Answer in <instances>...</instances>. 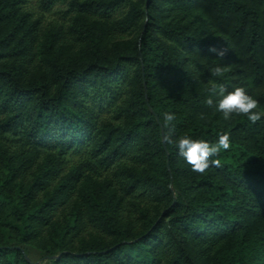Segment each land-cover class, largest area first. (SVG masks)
<instances>
[{
    "label": "trees",
    "instance_id": "1",
    "mask_svg": "<svg viewBox=\"0 0 264 264\" xmlns=\"http://www.w3.org/2000/svg\"><path fill=\"white\" fill-rule=\"evenodd\" d=\"M35 1L0 0V264H264V116L210 91L264 110V0Z\"/></svg>",
    "mask_w": 264,
    "mask_h": 264
},
{
    "label": "clouds",
    "instance_id": "2",
    "mask_svg": "<svg viewBox=\"0 0 264 264\" xmlns=\"http://www.w3.org/2000/svg\"><path fill=\"white\" fill-rule=\"evenodd\" d=\"M212 52L217 54V58H224L227 49L212 48ZM228 71L227 67L217 65L212 69L214 76H223ZM211 93L218 97L215 102L216 110L223 114L225 120L232 118L233 114L243 115L255 124L264 116V110L257 111L259 101L247 93L243 87H235L232 90L226 89L222 84H213ZM206 103L211 107L213 99L209 97ZM175 119L174 113L166 112L163 117V140L166 144H174L178 147L179 154L184 157L186 162L191 165L192 171L205 173L210 166H220L219 159H212L220 154L222 150L227 151L231 147L229 134L222 133L215 143H210L204 139H193L190 136H181L178 140L173 138L175 125L172 123Z\"/></svg>",
    "mask_w": 264,
    "mask_h": 264
},
{
    "label": "rangeland",
    "instance_id": "3",
    "mask_svg": "<svg viewBox=\"0 0 264 264\" xmlns=\"http://www.w3.org/2000/svg\"><path fill=\"white\" fill-rule=\"evenodd\" d=\"M31 2H32V4L31 5H34V7L36 6V1L35 0H31ZM33 9H34V7L33 6H31ZM36 9H37V7H35ZM35 10V9H34Z\"/></svg>",
    "mask_w": 264,
    "mask_h": 264
},
{
    "label": "water",
    "instance_id": "4",
    "mask_svg": "<svg viewBox=\"0 0 264 264\" xmlns=\"http://www.w3.org/2000/svg\"><path fill=\"white\" fill-rule=\"evenodd\" d=\"M147 92V91H146ZM164 134V133H163ZM163 142H164V140H163ZM164 145H165V147H166V144H165V142H164ZM167 149V148H166ZM176 200H174V202H175ZM28 258V260H30V258L29 257H27Z\"/></svg>",
    "mask_w": 264,
    "mask_h": 264
}]
</instances>
